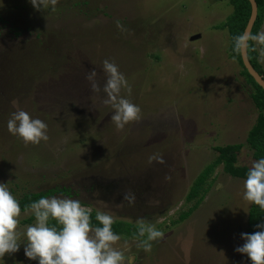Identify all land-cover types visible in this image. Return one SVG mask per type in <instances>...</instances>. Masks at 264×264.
<instances>
[{
	"label": "rangeland",
	"instance_id": "rangeland-1",
	"mask_svg": "<svg viewBox=\"0 0 264 264\" xmlns=\"http://www.w3.org/2000/svg\"><path fill=\"white\" fill-rule=\"evenodd\" d=\"M228 1L58 0L54 11H37L29 0H0V183L17 200L64 189L48 197L80 199L114 221L160 230L148 251L146 233L120 235L114 247L130 264H249L234 251L247 233L245 179L218 165L199 205L179 220L216 146L241 144L236 165L254 160L246 143L258 114L253 87L230 53L227 29L218 27L232 11ZM105 59L131 86L121 95L141 108L122 130L85 78L96 69L103 85ZM258 60L264 77V54ZM18 110L47 124L46 141L25 144L8 131ZM32 215L21 212L20 250L0 264H38L24 254Z\"/></svg>",
	"mask_w": 264,
	"mask_h": 264
},
{
	"label": "clouds",
	"instance_id": "clouds-1",
	"mask_svg": "<svg viewBox=\"0 0 264 264\" xmlns=\"http://www.w3.org/2000/svg\"><path fill=\"white\" fill-rule=\"evenodd\" d=\"M29 2L37 11H45L49 7L54 11L58 0ZM116 23L123 30L121 22ZM233 40L237 52L246 49L249 40L264 45V31L256 35L245 31ZM102 71L106 77L103 85L97 80L96 69L90 70L85 78L89 81L92 92L102 93L103 103L112 106L114 111L111 119L116 128L122 130L129 122L139 119L141 108L121 95L123 89L129 95L132 89L115 62L105 59ZM47 127L44 121L31 117L24 110L13 112L7 121L8 131L25 144L46 141ZM149 160L164 163L163 157L153 156ZM248 164L243 199L264 209V158L251 160ZM124 199L132 202L135 197L126 193ZM29 208L35 223L28 225L24 232V254L27 258L38 261V264H130L131 258H126L122 251L114 247L120 240V235L113 231L114 218L107 212L97 211L96 223L93 224L91 211L80 199L58 196L41 197L31 202ZM20 214L19 201L11 193L7 183H0V260L6 254L20 250V233L17 230ZM255 227L259 230L240 234L244 243L235 247L234 251L246 254L251 264H264V223H258ZM145 233L146 240L141 242V246L148 251L152 247L151 242L161 238L163 233L154 226H142L139 234L144 236Z\"/></svg>",
	"mask_w": 264,
	"mask_h": 264
},
{
	"label": "trees",
	"instance_id": "trees-1",
	"mask_svg": "<svg viewBox=\"0 0 264 264\" xmlns=\"http://www.w3.org/2000/svg\"><path fill=\"white\" fill-rule=\"evenodd\" d=\"M228 2L232 6V11L227 16L226 20L218 27L227 29L230 39V53L242 67L241 72L244 75L246 81L253 87L251 98L255 107L258 110V114L254 124L247 133L246 143L252 150L253 159L257 160L260 158H264V89L255 82L253 77L248 73V71L244 67L240 51L237 52L235 50L233 40L235 36L243 33L251 13V6L248 0H229ZM256 3L258 6V11L256 20L250 32L252 35H256L259 32L264 17V0H256ZM259 53H264V45L258 43L257 47L254 41L249 40L247 47L248 59L253 68L260 75L263 76V70L258 60ZM241 147V144H229L225 146H216L214 148L217 151V156L199 173V175L192 182L185 199L187 202H191L194 200V203L191 207H189L187 211H184L179 215V220H183L184 218H186L192 212V210H194L199 205L203 196L209 188L207 179L218 165L221 164L223 171L227 174L233 177L246 179L248 166L236 165L237 154L240 151ZM57 191L62 192L64 191V189H54L24 195L18 200L20 203L21 212L29 210V205L31 204V202L38 200L39 198L44 196L48 197ZM91 214L93 218L92 222L93 224H95L96 213L91 212ZM34 219L35 218L32 215L24 222L29 223ZM50 223H54V221H50ZM258 223H264V209H261L259 206L251 203L250 208L248 210L247 233H253L255 231H258L259 229L255 227V225ZM112 227L113 231L118 233L119 235L141 238V235L139 234L140 228L135 225H132L129 222L120 220L114 221ZM249 264H251L250 260Z\"/></svg>",
	"mask_w": 264,
	"mask_h": 264
},
{
	"label": "water",
	"instance_id": "water-1",
	"mask_svg": "<svg viewBox=\"0 0 264 264\" xmlns=\"http://www.w3.org/2000/svg\"><path fill=\"white\" fill-rule=\"evenodd\" d=\"M251 6V13L249 16V19L247 21V24L244 28V31L247 32H251V29L253 27V24L256 20L257 17V11H258V6L256 3V0H248ZM240 55H241V59H242V63L244 65V67L246 68V70L248 71V73L253 77V79L255 80V82L257 84H259L263 89H264V77L262 75H260L251 65L248 56H247V48L244 50L240 51Z\"/></svg>",
	"mask_w": 264,
	"mask_h": 264
}]
</instances>
